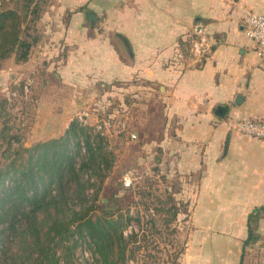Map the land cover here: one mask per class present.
<instances>
[{"label": "crops", "instance_id": "1", "mask_svg": "<svg viewBox=\"0 0 264 264\" xmlns=\"http://www.w3.org/2000/svg\"><path fill=\"white\" fill-rule=\"evenodd\" d=\"M42 8L27 59L2 62L0 89L41 62L60 86L148 88L166 115L159 144L183 173L179 195L194 204L180 264H264V140L233 128L236 118L264 117V55L243 30L264 0H48Z\"/></svg>", "mask_w": 264, "mask_h": 264}, {"label": "rangeland", "instance_id": "2", "mask_svg": "<svg viewBox=\"0 0 264 264\" xmlns=\"http://www.w3.org/2000/svg\"><path fill=\"white\" fill-rule=\"evenodd\" d=\"M47 2L38 0L39 9ZM23 4V0H1L0 7L25 17L29 37H38L39 18L30 9L25 14ZM41 68L42 62L26 67L17 81L8 79L7 87L0 89V166L12 153L57 137L76 121L91 136L93 145L101 147L106 158L101 166L107 165L102 182L95 177L89 181L88 200L98 190L97 209L89 214L119 208L123 236L127 238L131 231L137 235L136 241L127 245L123 264H180L193 229L194 204L189 195H179L183 173L171 151L167 154V148L159 144L166 115L158 97L148 88L136 90L127 85L111 90L86 80L64 81L60 86L59 80L46 76L44 69L42 74ZM26 82L30 84L28 93L18 89L13 97L15 86ZM96 257L92 248L81 242L72 262L97 264Z\"/></svg>", "mask_w": 264, "mask_h": 264}, {"label": "trees", "instance_id": "3", "mask_svg": "<svg viewBox=\"0 0 264 264\" xmlns=\"http://www.w3.org/2000/svg\"><path fill=\"white\" fill-rule=\"evenodd\" d=\"M33 1L23 0V9L38 17V0ZM24 19L0 7V69L11 55L20 62L30 54L37 37H29ZM105 159L74 120L63 134L12 153L0 166V264H73L81 242L92 248L97 264H123L137 235L123 236L121 209L89 214L97 209L98 190L89 200L86 191L93 177L103 181ZM251 241L250 236L245 243Z\"/></svg>", "mask_w": 264, "mask_h": 264}, {"label": "built area", "instance_id": "4", "mask_svg": "<svg viewBox=\"0 0 264 264\" xmlns=\"http://www.w3.org/2000/svg\"><path fill=\"white\" fill-rule=\"evenodd\" d=\"M243 30L245 35L252 39L256 44V53L259 56L264 55V13L249 12L243 18ZM29 82H26L20 86L17 84L11 91V95L14 97L18 93V89L22 94L26 95L29 89ZM234 130L244 136H250L253 138H260L264 140V117L263 118H250L240 117L233 121Z\"/></svg>", "mask_w": 264, "mask_h": 264}, {"label": "water", "instance_id": "5", "mask_svg": "<svg viewBox=\"0 0 264 264\" xmlns=\"http://www.w3.org/2000/svg\"><path fill=\"white\" fill-rule=\"evenodd\" d=\"M198 46L196 45L195 48H197ZM224 113V107L223 106H218L215 110V114L217 115H222Z\"/></svg>", "mask_w": 264, "mask_h": 264}]
</instances>
